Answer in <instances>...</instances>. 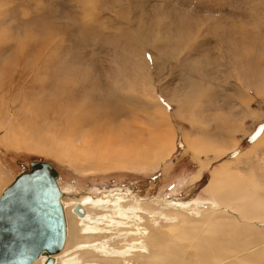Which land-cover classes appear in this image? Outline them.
Wrapping results in <instances>:
<instances>
[{"label": "rangeland", "instance_id": "374dc122", "mask_svg": "<svg viewBox=\"0 0 264 264\" xmlns=\"http://www.w3.org/2000/svg\"><path fill=\"white\" fill-rule=\"evenodd\" d=\"M0 123V196L30 162L47 161L74 195L64 201L112 188L151 201L154 222L139 216L157 237L181 224L179 213L230 225L237 215L211 255L264 264V0H0ZM225 168L236 214L208 191ZM131 219L120 234H99L100 258L117 257L103 242L127 247L126 258L147 248ZM185 247L174 258L204 262ZM79 251L62 258L84 264Z\"/></svg>", "mask_w": 264, "mask_h": 264}, {"label": "bare ground", "instance_id": "6f19581e", "mask_svg": "<svg viewBox=\"0 0 264 264\" xmlns=\"http://www.w3.org/2000/svg\"><path fill=\"white\" fill-rule=\"evenodd\" d=\"M11 101L12 100L8 101V103L11 102ZM3 108H5V107L3 106ZM5 110H7V109L5 108ZM92 112H94V111H92ZM115 115H118V113H116ZM1 125L2 124L0 123V129H1ZM2 133H4V136H2V137H4V139H6L8 137V134H6L7 132L4 131ZM124 134H126V133H124ZM4 143H5V141H4ZM86 146H87V144H86ZM130 155H131V153H130ZM132 155H133V153H132ZM124 156H125V154H124ZM124 160L125 159H123V162H124ZM27 169H30V164L28 165ZM228 172H229L228 168H225L222 171H220L219 173H217V176L214 177V179L212 178L213 179L212 185H211V188H208V191H212V194L216 196L217 202L215 204L217 206H219L221 209H225L226 208L225 211L228 212V213L225 212L226 214H229V213L236 214L238 209L235 208L234 205L232 204L233 203L232 197L230 196L229 193H225V194L223 193L224 190H225V189L223 190L224 183L227 181L228 178H230L228 176ZM59 181H60V179L58 180V182ZM112 189H113L112 190V194L113 195L105 194V197H102V198L99 197L98 199L95 197L96 198L95 200L92 197H90V195H87L85 197L83 196L82 199L80 197V200H75L74 199L75 201H73V200L72 201L71 200H69V201L65 200L64 201V198H73L74 195L70 194V193H67V192H65L62 189V193H61L60 199H61V202L63 203V207H64V212H65V217H66V228H67V230H66V239H65L63 248H62V250H60L59 252H57L55 254H49V253H46V252H41V254L31 264H47V261H48L50 256H52L54 258V262H52V264H80L79 262L77 263V262L74 261L75 260L74 257H70V261L69 262H66V260L62 258V254L67 252L69 249H71V247L73 245H77V248H79V250H80L79 254L83 255V259L85 261V262L83 261L84 264H89L90 263V262H88L89 260H91V262H92V261H95L96 259L100 258L99 255H98L99 253H97V250H96L97 247H98L97 246V242H98L97 240L99 238V234L103 233L105 231L111 232L114 229L120 230L118 232L120 234L121 225L125 226V224L127 223L126 221H128L131 218H136L137 219V221H136V223L134 225V226H136V228H135L136 231H134V230L133 231H134V233H136L135 237H137L138 239H134L133 241L138 243V244H140V246H141V244H146L147 248L145 250L139 249L138 251H136L135 256L132 257V258H126L127 254H129V252H130L127 249V247L126 248L123 247L122 250L120 248L119 251L115 252L114 250H111L109 248V246H113V245H108V247H107L106 245H104V242H103V244L100 245L103 253L105 251H107V252H109V254H112V255L116 254L117 257H114V258L112 257L111 258L110 255L104 254L103 257L100 258V260L102 262L101 264H123V261L121 259L124 258V257H125L124 260L125 259H127V260L136 259L137 261H140L138 264H182L180 262V260H179L180 257L179 258H174L176 256H180L176 252L175 249H179L181 251V253H184L182 255L184 257L186 253L189 254V252L187 251V249L185 247L187 245V243H189L192 246V249H193V252H194L193 254L191 253L192 255H195L197 258H200V257L204 256L203 257L204 258V262H201V263L199 262L200 264H219L220 262L223 261V259H221V260L219 259L220 255H218V256L211 255L212 252L209 249L213 245V243L217 242L218 235L220 234V231H222V227L221 226H223V224H226V226L228 225L229 228H230V226L232 224H234L232 226H234V228H236L237 227L236 224L240 225V223H242L240 220H237V218H236L237 215H235V219H233L234 221H232L231 217H226L225 218V219L228 220V222H232L231 225H230L229 223H224V222L221 223V222L216 221L218 216H214V217L212 216V217H210L208 219H203V217H202L201 220H203V221H192L184 213H179V215H182V219L180 218V220H182V222L180 221L181 224H177V225L172 224V226H170L168 228L166 227L167 230H168V234H167L168 237L167 238H164L165 236L157 237V236L152 235L150 233V230L144 229V225L142 224L143 221H142V219L139 216L141 212H145L146 215H148V217H149L148 219L149 220L152 221L155 218L153 216V214L155 212L159 213L160 211H154L152 202L151 201L150 202H141L142 200L140 198L139 199L136 198V196H134L136 199L132 198L133 196H130L128 191L126 192L124 190H119L118 191V190H116L114 188H112ZM234 193H235V191H234ZM129 199L131 201H133V200L134 201L133 202L128 201ZM216 200L214 199V201H216ZM156 202H157L156 204L160 203L158 201H156ZM77 204H81L83 206L84 211H85L84 216H80L77 212H75L74 208H75V206ZM167 204L173 205L171 202H168ZM180 204L182 205L183 203H179V205ZM202 204H203V202H202ZM189 205H190L189 203L186 204V205L185 204L182 205V207H184L186 209V210L184 209L186 211V213L188 212L187 210L193 209V207L195 206V205H193V207L191 208ZM97 206H102L104 208H107V210H106L107 213H100V214L90 215L88 213L89 210L93 212V210L96 209ZM165 209H168V208L165 207ZM172 209H175V208H172ZM177 211H180V210H177ZM171 212H173V211L171 210ZM174 213H175V210H174ZM206 213H207V211H206ZM213 213L215 214L216 212H213ZM170 214H172V213H170ZM209 214H210V212H208V216H209ZM205 215L206 214H204V216ZM170 219L171 218H169V220ZM131 220H133V219H131ZM153 222H154V220H153ZM150 226H152V225H150ZM233 230H234L233 228H230V231H233ZM156 231L159 232V230H156ZM125 232H126L124 234L125 235V239H126V237H133V235H131L133 233H131V234L128 233V232H131V230H127V231L125 230ZM129 234L131 236H129ZM129 242H130V240H129ZM114 243H116V242H114ZM133 246H134V244H133ZM136 246H137V244H136ZM142 247L144 248V246H142ZM205 247H207V248H205ZM128 248H129V246H128ZM205 249H207V250L205 251ZM247 250H249V247H247ZM201 251H203V254H201ZM249 251H251V250H249ZM190 252H192V251H190ZM233 253H236L237 256L239 255V252L237 250H233ZM71 255H72V253H71ZM226 255H224V256H226ZM129 256H131V255H129ZM187 256H190V255H187ZM227 256H229L231 258V256L229 254ZM222 257H223V255H222ZM186 259H188V258H186ZM192 259H193V257H192ZM183 262H187V261H183ZM189 262L191 264H199L197 261H196L197 263H195V261H194V263H192L191 261H189ZM189 262H187V263H189ZM93 264H95V263H93Z\"/></svg>", "mask_w": 264, "mask_h": 264}, {"label": "water", "instance_id": "95a60500", "mask_svg": "<svg viewBox=\"0 0 264 264\" xmlns=\"http://www.w3.org/2000/svg\"><path fill=\"white\" fill-rule=\"evenodd\" d=\"M60 176L47 161H32L0 196V264H31L41 252L55 254L66 239ZM80 216L81 204L74 208ZM54 258L49 257L47 264Z\"/></svg>", "mask_w": 264, "mask_h": 264}, {"label": "snow or ice", "instance_id": "6c2138e0", "mask_svg": "<svg viewBox=\"0 0 264 264\" xmlns=\"http://www.w3.org/2000/svg\"><path fill=\"white\" fill-rule=\"evenodd\" d=\"M152 58H153V57H152L151 53H149V55H148V59L151 60Z\"/></svg>", "mask_w": 264, "mask_h": 264}]
</instances>
